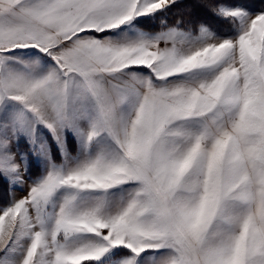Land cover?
I'll return each mask as SVG.
<instances>
[{
	"label": "snow or ice",
	"instance_id": "6c2138e0",
	"mask_svg": "<svg viewBox=\"0 0 264 264\" xmlns=\"http://www.w3.org/2000/svg\"><path fill=\"white\" fill-rule=\"evenodd\" d=\"M0 264H264V0H0Z\"/></svg>",
	"mask_w": 264,
	"mask_h": 264
},
{
	"label": "trees",
	"instance_id": "16d2710c",
	"mask_svg": "<svg viewBox=\"0 0 264 264\" xmlns=\"http://www.w3.org/2000/svg\"><path fill=\"white\" fill-rule=\"evenodd\" d=\"M188 2H191V3H197V2L204 3V2H206V0H188Z\"/></svg>",
	"mask_w": 264,
	"mask_h": 264
},
{
	"label": "rangeland",
	"instance_id": "374dc122",
	"mask_svg": "<svg viewBox=\"0 0 264 264\" xmlns=\"http://www.w3.org/2000/svg\"><path fill=\"white\" fill-rule=\"evenodd\" d=\"M186 18H188V17L186 16ZM192 19L195 20L196 18L195 17H192ZM17 195H20V193H17Z\"/></svg>",
	"mask_w": 264,
	"mask_h": 264
}]
</instances>
